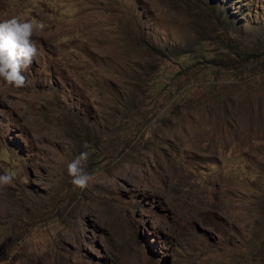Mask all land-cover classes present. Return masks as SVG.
I'll return each mask as SVG.
<instances>
[{"label": "rangeland", "instance_id": "rangeland-1", "mask_svg": "<svg viewBox=\"0 0 264 264\" xmlns=\"http://www.w3.org/2000/svg\"><path fill=\"white\" fill-rule=\"evenodd\" d=\"M11 16L46 27L25 87L0 81V258L264 264V0H0Z\"/></svg>", "mask_w": 264, "mask_h": 264}, {"label": "clouds", "instance_id": "clouds-1", "mask_svg": "<svg viewBox=\"0 0 264 264\" xmlns=\"http://www.w3.org/2000/svg\"><path fill=\"white\" fill-rule=\"evenodd\" d=\"M46 25L35 20L22 19L19 16L0 21V81L15 89L25 87V73L40 58L34 36H39ZM88 145L85 144V148ZM89 152L82 151L67 164V175L74 190L85 191L93 181L92 174L86 170ZM14 175L11 172L0 174V189L13 186ZM5 237H0V244ZM0 264H12L11 256L0 258Z\"/></svg>", "mask_w": 264, "mask_h": 264}, {"label": "water", "instance_id": "water-1", "mask_svg": "<svg viewBox=\"0 0 264 264\" xmlns=\"http://www.w3.org/2000/svg\"><path fill=\"white\" fill-rule=\"evenodd\" d=\"M200 232H202V230L201 229H198V233H200Z\"/></svg>", "mask_w": 264, "mask_h": 264}]
</instances>
